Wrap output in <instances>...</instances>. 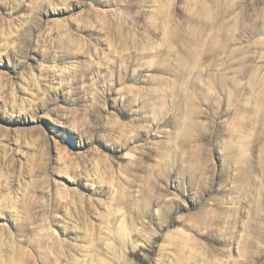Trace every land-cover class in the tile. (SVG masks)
I'll use <instances>...</instances> for the list:
<instances>
[{"label":"rangeland","instance_id":"1","mask_svg":"<svg viewBox=\"0 0 264 264\" xmlns=\"http://www.w3.org/2000/svg\"><path fill=\"white\" fill-rule=\"evenodd\" d=\"M0 264H264V0H0Z\"/></svg>","mask_w":264,"mask_h":264}]
</instances>
